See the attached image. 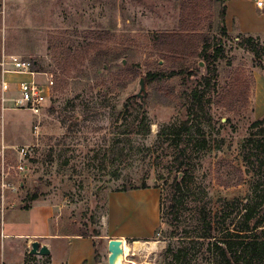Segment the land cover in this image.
Segmentation results:
<instances>
[{
  "label": "rangeland",
  "instance_id": "1",
  "mask_svg": "<svg viewBox=\"0 0 264 264\" xmlns=\"http://www.w3.org/2000/svg\"><path fill=\"white\" fill-rule=\"evenodd\" d=\"M227 3L0 0V56L39 62L42 70L54 78L59 75L62 82L65 77L56 62L60 46L77 49L82 55L90 51L64 89H50L40 116L14 110L10 104L3 110L0 105V178L7 176L10 185L4 195L0 192V208L5 211L0 213L1 234L80 236L102 235L103 230L120 234L128 227L132 232L141 227L150 230L149 201L125 207L121 199H109L119 190L146 184L159 194L160 227L150 240L141 241L146 247L138 250L132 240H125L131 249L126 263L172 264L167 254L171 246L176 251L188 249L190 264H214L209 243H196L202 217L214 228L222 229L226 220L227 227L234 228L243 222L245 210L254 209L264 194V176L256 165L264 132L252 127L264 117V8L251 5L241 15L244 27L257 33L252 36L239 32L236 22L232 31L228 29L223 17ZM185 5H194L198 11L191 29L207 34L213 43L222 39L226 58L217 64L218 77L208 95L212 102L194 117L191 131L182 136L183 143L177 148L173 138L187 120L184 95L187 86L195 87L197 82L176 79L146 84L144 101L137 95L142 78L158 65H168L155 48V37L180 30V22L191 11L184 10ZM224 22L227 37L222 32ZM249 38L262 48V61L247 43ZM195 62L190 60L186 66ZM237 77L255 79L249 105L244 107L242 100L233 111L218 107L219 94L229 91ZM22 79L27 77H9L13 86ZM36 79L45 82L44 75ZM162 85L175 90L177 99L172 105L161 102ZM22 148L28 150L27 157L20 154ZM181 163L189 168V189L180 198L173 221V183L185 177L178 170ZM36 192L39 200L29 203ZM26 206L29 210H23ZM96 241L84 264H109L108 241ZM11 242L3 239V249ZM26 258L25 264H51L49 257L27 254Z\"/></svg>",
  "mask_w": 264,
  "mask_h": 264
},
{
  "label": "trees",
  "instance_id": "2",
  "mask_svg": "<svg viewBox=\"0 0 264 264\" xmlns=\"http://www.w3.org/2000/svg\"><path fill=\"white\" fill-rule=\"evenodd\" d=\"M229 1V0H227ZM211 7L212 3H208ZM191 6V5H190ZM184 6V10L188 11V17L180 22V30L172 32H162L156 35L155 48L160 53L162 58L167 62V66H159L155 71H150L146 78L147 85L165 83L167 81H174L176 79H184V81H196L195 87L187 86L184 99L187 103V120L185 121V127L177 132L173 143L179 148L183 141L182 136L188 135L191 131L190 123L194 120V117L203 110L206 103L212 102V97H208L210 90L215 85V81L218 77L217 64L219 61L226 58V51L223 46V40L218 39L216 42H212L207 34L198 32L195 29H191V24L194 23L196 17H198V11L194 8V5ZM227 9H224L223 17L225 18ZM223 35L227 37V27L225 22L222 25ZM253 39V38H252ZM248 39L247 43L253 46V51L262 61L263 50L259 46L253 44V40ZM57 56V67L60 73L65 77V80L61 82V77L56 76L53 89H64L69 76L77 70L79 63L83 64L87 59L90 51L78 52L77 49L71 47L60 46ZM81 54V55H80ZM119 58V56H118ZM190 60L196 62L192 66H186ZM200 62H204L206 74L201 75ZM34 70L38 73H46L42 70L41 63L33 61ZM60 81V82H59ZM66 81V82H65ZM255 82L254 78L249 81H245L241 77H237L231 84V89L219 94L216 105L218 107H227L229 111H233L236 104H240L243 100L244 107L249 105V92L252 84ZM189 88V89H188ZM161 102L164 105H172L176 102L177 95L173 88L167 86H160ZM145 116L141 114V121L144 122ZM146 134L150 133V126L147 124ZM253 128L263 129L264 132V117L255 121L252 125ZM166 130H163V134ZM173 132V131H172ZM264 137V134H262ZM258 148L261 149L260 155L256 158L257 168L264 176V140L260 141ZM182 154H185L184 149H180ZM179 171L184 172V180L178 177L173 183V202L171 204V216L173 221H176V213L178 211V205H181L182 196L185 190L189 189L190 172L185 163H181L178 167ZM149 187L143 184L139 187L125 188L117 192H129L136 190H146ZM175 197V198H174ZM39 200V194L36 192L34 195L28 198V202H35ZM23 210H29V206L23 208ZM223 228H214L210 221L206 220V216L202 217L201 225L199 227L200 234L196 237V243L208 244V251L212 253V261L214 264H264V194L261 197L260 203L254 208H247L245 210L244 219L241 224L234 226V228L227 227V220L222 224ZM99 237L100 233L95 232L93 235H80ZM202 240V241H200ZM133 243L134 241H129ZM205 253V252H204ZM167 254L172 259V264H190L188 260V249L174 250L173 247H169ZM243 261V262H242Z\"/></svg>",
  "mask_w": 264,
  "mask_h": 264
},
{
  "label": "crops",
  "instance_id": "3",
  "mask_svg": "<svg viewBox=\"0 0 264 264\" xmlns=\"http://www.w3.org/2000/svg\"><path fill=\"white\" fill-rule=\"evenodd\" d=\"M257 7V0H229L227 3L226 25L230 31L235 27L243 34H257L253 33L252 29H247L245 26L244 18H241L242 13L247 8ZM258 9V8H257ZM260 10V9H258ZM264 33V29L261 30ZM253 36V35H252ZM131 195V196H127ZM131 197V200H130ZM109 199H121L123 206L138 205L147 203L149 201L152 208V225L151 229L138 228L135 231H130V227L124 233H105L104 230L99 237H80L76 235H62V234H49V233H34V232H10L8 234L0 233V264H25L26 255L30 252V246L34 241H40L42 244L47 245L50 249L51 264H84L87 259H90L93 254L94 244L97 243L96 239H102L109 242L111 240H132L144 241L150 240L155 236L160 227V201L159 194L154 189L136 190L129 192H117L109 196ZM128 204V205H127ZM111 205V201H110ZM147 205V204H146ZM0 213H5L3 208H0ZM14 211H12V215ZM22 218L24 216H16ZM24 218H28L27 216ZM3 239H10L9 247L4 244ZM43 240V241H42ZM54 241V242H50Z\"/></svg>",
  "mask_w": 264,
  "mask_h": 264
},
{
  "label": "built area",
  "instance_id": "4",
  "mask_svg": "<svg viewBox=\"0 0 264 264\" xmlns=\"http://www.w3.org/2000/svg\"><path fill=\"white\" fill-rule=\"evenodd\" d=\"M257 7L264 8V0L257 2ZM0 105L3 110H8L10 104L12 109L27 111L35 116H40L45 107V101L48 99L49 91L54 87V76L47 73H38L34 70V63L15 55L2 54L0 56ZM38 75L45 76V82L40 83L36 77ZM11 76H25L27 79L20 80L16 86L12 85L9 80ZM12 94H17L13 96ZM20 154L27 157L28 150L22 148ZM19 169L24 170L23 166ZM7 176L0 178L1 196L10 188L6 180Z\"/></svg>",
  "mask_w": 264,
  "mask_h": 264
},
{
  "label": "water",
  "instance_id": "5",
  "mask_svg": "<svg viewBox=\"0 0 264 264\" xmlns=\"http://www.w3.org/2000/svg\"><path fill=\"white\" fill-rule=\"evenodd\" d=\"M199 67L201 68L202 75H205L206 69L204 62H200ZM139 83H140V91L137 97L141 98V102H143L144 101L143 98L145 97L146 94L145 78H142ZM143 247H146V245H143L141 241L133 242V248L135 250H138L139 248H143ZM108 250H109V264H117L119 258L124 255L123 240H111L108 245ZM29 254L31 256L48 257L51 255V252L47 245L42 244L40 241H34L30 246Z\"/></svg>",
  "mask_w": 264,
  "mask_h": 264
},
{
  "label": "bare ground",
  "instance_id": "6",
  "mask_svg": "<svg viewBox=\"0 0 264 264\" xmlns=\"http://www.w3.org/2000/svg\"><path fill=\"white\" fill-rule=\"evenodd\" d=\"M123 242H124V255L119 258L117 264H127L126 263L127 261L125 258H127L129 256V253L131 252V249H130L128 243L125 240H123ZM143 245H145V244H143Z\"/></svg>",
  "mask_w": 264,
  "mask_h": 264
}]
</instances>
